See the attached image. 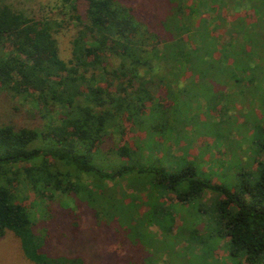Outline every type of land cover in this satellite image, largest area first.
I'll list each match as a JSON object with an SVG mask.
<instances>
[{
  "label": "trees",
  "instance_id": "16d2710c",
  "mask_svg": "<svg viewBox=\"0 0 264 264\" xmlns=\"http://www.w3.org/2000/svg\"><path fill=\"white\" fill-rule=\"evenodd\" d=\"M63 1L77 27L68 60L59 54L57 22L0 1V93L31 99L30 115L44 122H0V238L11 232L28 261L45 264L50 242L21 202L23 188L38 199L85 198L89 216L116 219L124 231L171 232L174 208L186 207L197 217L191 230L226 238L245 264H264V138L256 169L239 174L235 191L201 177L195 159L176 156L195 76H213L215 103L222 89L230 100L264 92V23L236 17L248 8L242 0H145L157 31L139 17L143 0ZM208 1L216 2L212 13ZM127 129L140 137L117 143L115 133ZM107 152L117 160L105 163ZM179 217L176 230L186 234L189 224Z\"/></svg>",
  "mask_w": 264,
  "mask_h": 264
},
{
  "label": "rangeland",
  "instance_id": "374dc122",
  "mask_svg": "<svg viewBox=\"0 0 264 264\" xmlns=\"http://www.w3.org/2000/svg\"><path fill=\"white\" fill-rule=\"evenodd\" d=\"M0 1L35 20L51 19L57 22L58 32L54 36L60 57L63 60L70 58L71 39L77 27L68 19L67 3L63 0ZM142 3L143 10L139 17L149 28L157 31L156 22L145 17L149 2L143 0ZM215 5L216 2L208 1L204 9L212 13ZM242 5L248 8L246 11L241 10L236 17L264 23V11H257L264 8V0H242ZM229 15L228 19L232 18ZM258 51L264 57V49L258 48ZM261 69L260 72L264 74V61ZM212 77L209 73L203 80L194 77L192 104L182 114L186 135L181 137L183 147L176 150V156L195 159L201 177L235 191L239 174L256 169L257 142L264 138V92L250 94L247 101L245 95L234 94V99L230 100L228 92L222 89L226 95L222 101L215 103L211 90ZM32 106L31 99H12L0 93V122L41 128L44 122L38 116L30 115ZM127 133L129 136L126 139L123 134L119 137L115 133L116 142L118 139L121 143L129 140L134 142L135 138L140 137L135 131ZM111 145L108 139L103 148ZM105 159V163L117 160L115 155L108 152ZM80 181L89 187L94 184L91 178L86 179L84 176H81ZM122 188L127 193L137 190L131 186ZM18 195L22 196L21 202L29 212L35 214L38 234L50 242L48 251L43 253L45 264H245L242 254L234 256L231 253L232 248L226 238L211 236L200 229L197 232L191 230L190 225L197 221V217L186 207L174 208V213L189 224L190 229H187L186 234L176 230L181 224V218L177 215L171 232L163 233L153 226L138 231L124 228V231L118 228L116 219H107L103 215L97 218L89 216L86 213L87 201L80 196L57 194L52 199H38L32 193L25 194L23 188ZM124 198L128 201L126 193ZM137 204L142 205L143 202ZM140 211L144 214L145 208L140 207ZM133 222L130 221V225ZM0 264L34 263L22 254L18 238L7 232L0 238Z\"/></svg>",
  "mask_w": 264,
  "mask_h": 264
}]
</instances>
